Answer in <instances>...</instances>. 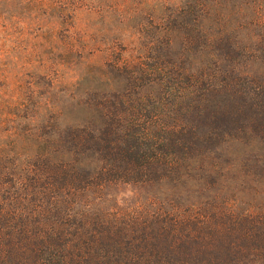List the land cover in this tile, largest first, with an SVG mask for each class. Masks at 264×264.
<instances>
[{"label":"trees","instance_id":"obj_1","mask_svg":"<svg viewBox=\"0 0 264 264\" xmlns=\"http://www.w3.org/2000/svg\"><path fill=\"white\" fill-rule=\"evenodd\" d=\"M125 4L117 21L137 31L93 30L96 15L83 13L95 10L80 0L22 2L19 34L53 54L36 70L56 94L43 118L20 119L53 131L28 142L19 125L4 137L0 121V264H264V213L260 223H195L179 206L197 162L246 134L231 120L202 127L210 98L251 114L264 93L252 71L244 86L233 78L241 65L264 76V0H141L133 14ZM255 29L256 48L243 37ZM146 104L161 113L143 130ZM113 187L144 193L151 209H106Z\"/></svg>","mask_w":264,"mask_h":264},{"label":"rangeland","instance_id":"obj_2","mask_svg":"<svg viewBox=\"0 0 264 264\" xmlns=\"http://www.w3.org/2000/svg\"><path fill=\"white\" fill-rule=\"evenodd\" d=\"M78 1V0H77ZM23 0H1L0 1V121L2 135L9 137L13 135L19 125V135L28 142H40V137L52 134L48 122L43 119L36 122H24L20 119L25 114L42 117L47 114L46 104L50 103L56 91L53 90L51 79L40 80L36 68L43 60L53 61V54L46 51L41 57L37 53L34 37H30L26 44H23L19 34V17H21ZM141 0H80L84 10H95L92 14L83 13L86 22H90L88 15H96L91 24L93 30L103 31H137L135 25L129 27L120 26L118 17L119 4L126 3L124 10L131 12ZM129 10V11H128ZM123 11V10H122ZM98 13V15H97ZM133 14V12H131ZM112 19V23L105 24L106 19ZM141 30L148 28L140 27ZM261 29L252 30L250 35L245 34L244 40L254 43L257 46L256 38H259ZM187 67V65H184ZM196 71L200 66L196 65ZM258 65L239 66L233 78L242 79L241 86L245 85L244 80L252 71V78L260 82L264 79L262 72L258 71ZM241 71V73H240ZM256 81V82H257ZM264 81V80H263ZM253 98L251 114L248 108L239 113L240 101H232V107L219 108L213 105H220L224 96H212L210 103L204 112L205 116L200 120L202 127L216 128L225 123L226 120L236 121L234 127L245 126L246 134H240L239 141L224 144L216 154L210 158L199 160L197 169L191 173L196 182L188 187L185 195H188L189 202L180 201L183 211L196 215L195 223H260L264 213V93ZM246 102L244 99H238ZM249 100V99H248ZM247 104H250L247 101ZM144 111H140V126L144 130L149 127L153 120L151 112L155 107L146 104ZM263 111V112H262ZM257 115V116H252ZM19 116V121L15 117ZM258 118V119H256ZM250 123V126H248ZM3 141H9L4 138ZM264 141V140H263ZM29 152L19 146V163L27 162ZM12 157V155H11ZM204 162V163H202ZM23 176L21 171L19 177ZM114 198L109 200L106 209H116L125 215H132L139 212L140 205H147V197L132 188L113 187L109 193ZM149 198H152L150 196ZM146 202V203H145ZM188 203V204H185ZM175 205V204H174ZM124 219V218H123ZM131 217L124 219L129 222Z\"/></svg>","mask_w":264,"mask_h":264}]
</instances>
